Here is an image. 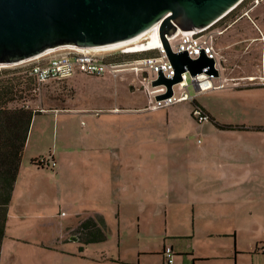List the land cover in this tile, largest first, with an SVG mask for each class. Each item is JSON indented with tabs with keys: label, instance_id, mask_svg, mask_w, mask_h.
Returning <instances> with one entry per match:
<instances>
[{
	"label": "rangeland",
	"instance_id": "1",
	"mask_svg": "<svg viewBox=\"0 0 264 264\" xmlns=\"http://www.w3.org/2000/svg\"><path fill=\"white\" fill-rule=\"evenodd\" d=\"M226 22L215 27L229 28L216 41L225 87L199 92L189 79L184 91L193 101L150 111L133 73H77L27 96L34 110L60 111L34 118L25 157L50 162L54 152L57 160L83 163L76 164L75 183L57 178L56 191L32 200L26 216L13 209L0 264H167L166 247L174 250L173 264H264V132L219 127H264V86L246 81L264 74V0H245ZM197 106L210 120L193 117ZM87 163L108 176L98 175L105 188L91 181ZM48 169L55 174L59 167ZM75 218L72 231L55 226ZM88 219L98 224L90 235L101 230L105 239L75 238Z\"/></svg>",
	"mask_w": 264,
	"mask_h": 264
},
{
	"label": "water",
	"instance_id": "2",
	"mask_svg": "<svg viewBox=\"0 0 264 264\" xmlns=\"http://www.w3.org/2000/svg\"><path fill=\"white\" fill-rule=\"evenodd\" d=\"M245 0H0V68L70 51L103 55L151 47L160 37L176 75L162 73L152 86L170 98L182 75H219L214 60L174 53L170 38L179 30L203 28L226 17Z\"/></svg>",
	"mask_w": 264,
	"mask_h": 264
},
{
	"label": "built area",
	"instance_id": "3",
	"mask_svg": "<svg viewBox=\"0 0 264 264\" xmlns=\"http://www.w3.org/2000/svg\"><path fill=\"white\" fill-rule=\"evenodd\" d=\"M214 25L215 24L210 25L202 30H179V34L168 40L174 53L186 52L191 59H198L204 54L209 59L214 60L215 69L218 71L219 75H208L204 71L202 74L192 77L187 71L182 75L183 82L174 86L173 96L164 100L158 101L156 100V97L165 94L167 88L165 86L153 87L152 83L158 79L160 73L166 78L172 79L175 77L176 71L163 46L160 37V25L158 26L159 44L151 47L116 52H122L123 54L153 52L152 56L133 62L107 63L105 61L106 58L104 59L101 55L73 51L70 55L52 57L46 63H34L28 74L29 76L36 78L39 83L44 84L52 80H64L77 73L99 78L112 77L114 79H118L127 73H133L137 76L141 86L144 88V92L147 94L150 111L169 108L179 102L194 100V97L184 91L189 85V79L199 92L220 90L225 87V80H222V73L224 70L222 63L224 62V59L220 51L216 48L217 38L218 36H221L224 31L214 29ZM42 57L30 62H35ZM217 81L220 82L219 86H216ZM246 81L251 85L259 84L260 86H264V74L260 77H248ZM193 116L199 123L210 120L209 115L206 112H203L199 107H196ZM41 162L47 167H56L54 161L49 162L46 159L41 158ZM163 255L166 263H174V251L172 248L167 247L164 250Z\"/></svg>",
	"mask_w": 264,
	"mask_h": 264
},
{
	"label": "trees",
	"instance_id": "4",
	"mask_svg": "<svg viewBox=\"0 0 264 264\" xmlns=\"http://www.w3.org/2000/svg\"><path fill=\"white\" fill-rule=\"evenodd\" d=\"M238 8L239 7L218 21L213 28L215 29V27L223 23H227L226 21L228 18H232ZM152 55L153 52H144L139 54H123L122 52H118L113 54L111 56L112 58L105 59V61L107 63H126ZM33 65L34 64L25 66L20 65L19 67L0 68V263L2 246L7 235L9 208L22 165V159L27 145L31 125L34 118L43 113L42 110L32 109L25 101L28 95L32 94L42 85L36 78L31 77L28 74ZM16 102H21L20 106L14 107L13 104ZM199 108L202 109L203 112H206L203 107ZM219 127L225 130L253 129L264 132V127ZM32 164L38 167H47L41 162V158L33 160ZM100 219L101 217H99V220ZM97 225V222L93 219L83 221L77 230L74 231L77 235L75 238H78L79 241L86 243L102 241L105 238L101 230L98 232V237L90 235L92 228L98 229ZM112 261L113 263L126 264L119 260Z\"/></svg>",
	"mask_w": 264,
	"mask_h": 264
},
{
	"label": "crops",
	"instance_id": "5",
	"mask_svg": "<svg viewBox=\"0 0 264 264\" xmlns=\"http://www.w3.org/2000/svg\"><path fill=\"white\" fill-rule=\"evenodd\" d=\"M237 22H239L238 19L233 21L231 24H234V23L237 24ZM228 29H225L224 33ZM216 45H217V42H216ZM228 48H230V47L227 46V45L224 47V49H228ZM52 55H54V54H52ZM52 55H47V56L42 57V58H40L38 60H42V59L47 58V57H50V58L55 57V56H52ZM225 79L226 78H224V76L222 75V80H225ZM48 111H51V113H54L56 115L57 112L60 111V110H56V109H54V110H42L43 114L47 113ZM30 142H31V139H30L29 143L26 145V148H25V151H24V155H23V159H22V165H21V168H20V172H19V175H18V180L16 182V186H15V189H14L12 202L10 204L9 219H8V224H7V232H8V229H9L10 217L12 216V212H13L14 208H15L16 212L19 214V216H26L27 210L28 209L30 210V206H31L32 200H35V202H36L37 199L43 198L45 194H49L51 192V189H54L56 191V187H58L57 178L70 177L72 180H74L72 182L75 183L76 182V178H77L75 176L77 174L76 173V169H78V166L76 164L77 163H83V161H80V159H78V158L69 159V161H66L68 159L64 158L63 156L58 158V160H57L55 158V156H54V152H52L51 156H49V157H51V161H54L56 163V167L55 168L57 169L59 167L58 172L53 174V171L51 169H48V168H52V167H38V166H35V165L32 164L33 160L40 159L41 157H43L45 155H40L39 154L40 156H34V158H30V156L27 157V158L25 157V155L27 154L26 152L28 151V148H29V146L31 144ZM58 161L60 163H57ZM92 163L93 162H91L90 164H92ZM87 165L90 166L88 163H87ZM92 166H90V167L94 170L95 178H92L91 181H96V180L98 182L101 181V179L99 177L100 175L105 178L104 180H107L108 176L105 175L104 173H100V170H98L99 169V165L94 163ZM101 166L103 168H105L106 166H108V163H105L104 165H101ZM66 167L69 168L70 172L65 170ZM52 169H54V168H52ZM79 174L81 175V173H79ZM86 175H87V173L86 174L83 173L82 179ZM53 176H55V184H53L51 182ZM79 180H81V179H79ZM104 182H107V181H101L100 183H101V186L102 187L104 186V188H105V183ZM83 183L84 182H81L80 185H82L84 187ZM94 186L96 188V192L100 191V187L98 186V184H95ZM73 187H74V185H73ZM86 189L92 192L93 185L86 186ZM105 191L108 192L107 187H106ZM16 212H14V214H16ZM76 218L72 222H69V223L56 221L55 222V226H57V227H59L61 229L65 228V229H69L70 231H72L73 229H75L74 227L71 229V227H72V225L76 224V222H75ZM81 223L82 222H80V224Z\"/></svg>",
	"mask_w": 264,
	"mask_h": 264
},
{
	"label": "bare ground",
	"instance_id": "6",
	"mask_svg": "<svg viewBox=\"0 0 264 264\" xmlns=\"http://www.w3.org/2000/svg\"><path fill=\"white\" fill-rule=\"evenodd\" d=\"M207 27H209V26H207ZM207 27H203V28H195V29H189V30H202V29H205V28H207ZM159 42H160V40H159ZM31 61V60H30ZM30 61H28V62H30ZM32 61H34V60H32Z\"/></svg>",
	"mask_w": 264,
	"mask_h": 264
}]
</instances>
